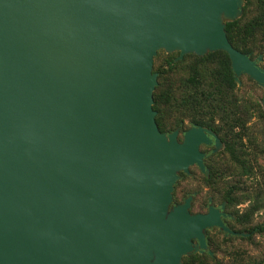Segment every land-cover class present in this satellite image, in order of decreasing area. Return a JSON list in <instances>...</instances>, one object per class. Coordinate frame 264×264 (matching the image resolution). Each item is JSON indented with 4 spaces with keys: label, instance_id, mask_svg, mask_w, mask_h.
Segmentation results:
<instances>
[{
    "label": "water",
    "instance_id": "1",
    "mask_svg": "<svg viewBox=\"0 0 264 264\" xmlns=\"http://www.w3.org/2000/svg\"><path fill=\"white\" fill-rule=\"evenodd\" d=\"M244 4L0 0V264H182L207 229L235 234L191 197L171 208L179 174H209L200 147L221 140L160 130L154 59L224 51L237 83L264 88L261 56L223 22Z\"/></svg>",
    "mask_w": 264,
    "mask_h": 264
},
{
    "label": "rangeland",
    "instance_id": "2",
    "mask_svg": "<svg viewBox=\"0 0 264 264\" xmlns=\"http://www.w3.org/2000/svg\"><path fill=\"white\" fill-rule=\"evenodd\" d=\"M228 21V18H223L224 23H228ZM208 54L210 53L204 55L188 53L182 59H179L180 51L168 52L160 50L154 59V72H157L158 69L163 71L162 75L157 72L158 86L156 90L162 85L164 92H167L166 95L168 96L163 104L168 109L166 119L163 122L165 133L169 134L178 129L180 131V141L183 140L184 133L187 130L192 126H198L193 122V114H195L196 107L194 105H186L184 101L196 92L205 91L207 94L212 76V66L206 59ZM259 56L262 58L259 65L264 68V54L262 53ZM170 59L174 63L172 69L168 65ZM194 64L199 66L200 76L199 84L197 85H193L188 81L192 74L190 67ZM203 97L200 96L199 98ZM233 100L237 101L239 107L233 108L229 105ZM206 102L207 104H204L205 112L213 118L211 122L215 123L216 126L223 124V111H220L222 114L220 112L215 113L212 108L206 107V105L212 103L211 99L206 100ZM218 103L226 106L229 111L237 112L236 117L242 115L246 121L247 131H250L260 144L264 142V120L261 117V112L264 111V88L262 86L250 76L243 74L240 77V83H237L236 89L231 91L227 97L222 96L221 101ZM208 129L211 128L208 127ZM238 131L239 127L235 129V134ZM216 135L218 136L217 133ZM246 139L247 141H243L247 145L244 150L243 160L250 167L249 175L241 177V166L232 161L229 154L225 151V144L221 141L220 146L216 148L217 153L210 157L208 161L210 168L208 176L212 170L222 172L213 185L207 183L205 175H202L196 168L191 169V176L182 173V178L175 185L173 196L176 201H180L188 193H192L198 197L197 203L209 197L218 203H222L225 202V199H223L224 182L229 180L237 183L241 180L243 181V192H237L239 201L236 205H228L229 211L239 219L241 215H244L247 210L255 205L260 206L247 223L243 225L237 224L239 229L252 232L251 238L249 240L226 239L223 234L217 233L218 237H216V234H211L213 255H210V258L205 257L203 264H264V153L262 149L256 151L253 147H248V137ZM201 149L203 151L211 150L210 147L205 145ZM189 256L183 257L182 264H187L186 260Z\"/></svg>",
    "mask_w": 264,
    "mask_h": 264
},
{
    "label": "trees",
    "instance_id": "3",
    "mask_svg": "<svg viewBox=\"0 0 264 264\" xmlns=\"http://www.w3.org/2000/svg\"><path fill=\"white\" fill-rule=\"evenodd\" d=\"M226 32L231 44L239 51L244 54H248L252 59L258 57L260 54H264V0H245L243 15L241 18L235 21L228 22L226 24ZM206 59L211 64V83L205 91L193 93L188 99L184 101L186 105H194L196 107L195 114L193 117L194 124L198 126L209 127L214 130L221 141L225 144V151L229 154L232 161L241 166L240 175L241 177L250 174V167L243 160L245 155L244 150L247 145L243 141H247L248 147H253L256 151L259 149L263 150L264 153V142L260 144L257 142V138L247 131L246 121L243 116H237V112L229 111L226 106L220 105L218 102L221 101L222 96L227 97L231 91H234L237 87V82L231 67V61L228 54L224 51H216L208 54ZM169 68L172 69L174 66L173 60L168 61ZM192 72L189 83L193 85L199 84V66L194 64L190 67ZM160 75L163 71H158ZM163 86L160 85L154 93V109L158 112L157 123L162 132H165L164 119L168 109L163 105L165 98L167 99V92H164ZM214 91V92H213ZM204 96L203 98H199ZM211 99L210 105H206L208 108H212L215 113L223 111L224 123L221 125H215L212 123L213 118L208 116L205 112L204 104H207L206 100ZM216 102V103H215ZM233 108H237L238 103L236 100L230 102ZM217 111H216V110ZM214 115V114H213ZM211 115V116H213ZM261 117L264 120V111L261 112ZM212 119V120H211ZM178 126V125H177ZM239 127V131L235 134V129ZM173 132V131H172ZM222 172L212 170L209 176H204L207 183L213 185L217 178ZM223 179V176H222ZM243 181L239 180L237 183L225 181L223 190V199L228 203L229 206L236 205L238 203L237 192H243ZM260 206H254L247 210L244 215L239 217L243 224L247 223L252 217L253 213L257 211ZM209 254L199 255L192 254L187 258V264H203L205 257H209Z\"/></svg>",
    "mask_w": 264,
    "mask_h": 264
},
{
    "label": "flooded vegetation",
    "instance_id": "4",
    "mask_svg": "<svg viewBox=\"0 0 264 264\" xmlns=\"http://www.w3.org/2000/svg\"><path fill=\"white\" fill-rule=\"evenodd\" d=\"M235 76V75H234ZM240 79V78H239ZM195 126H192L191 128H193ZM197 127V126H196ZM190 128V129H191ZM208 128V127H207ZM178 130V129H176ZM175 131V130H174ZM188 131V130H187ZM213 131V130H212ZM180 132V131H179ZM172 133V132H171ZM184 138V136H183ZM210 138L212 140V143L211 144H202L201 147L203 145L205 146H208L211 148L210 151H203L200 147V150L201 152L204 153V164L206 166V169L207 171H209V166H208V161L210 159V157H212L214 154L217 153L216 151V140L213 136L210 135ZM218 138L220 139V137L218 136ZM221 140V139H220ZM180 141V140H179ZM183 141V140H182ZM192 168H196L198 169V171L202 174V175H205V176H208L207 173H203L199 166L198 165H193L189 168L190 170V173L189 174H186V175H189L191 176L192 175V171L191 169ZM182 173L181 172L179 174L180 176V179L182 178ZM185 174V173H183ZM192 198L191 200V205H190V213L191 214H207L210 209L213 207L215 208L216 210L219 211V213H221V218H222V221L223 223L225 224V226H227L231 231L235 232V234H231V233H227L225 231H223L221 228L219 227H212V228H209L207 229L205 235H206V241H207V249L203 251V253H200V252H197V251H194L192 254H199V255H206V254H209L210 255V251L212 252L211 250V240H212V237H211V234H216V237H218L217 233L219 234H223L224 237L226 239H241V240H249V238H251V235H252V232H246V231H243V229H239L238 225H243V221H240L237 217H235L228 209V203L225 201V202H222V203H218L216 202L213 198H207L206 200H203L201 201L200 203H197V196L195 194H192V193H188L182 200L180 201H176L175 197L173 196V203L171 205V208L172 207H175V206H178V205H181V204H184L186 202V200L188 198ZM226 203V204H225ZM238 224V225H237ZM242 234H246L245 236H243ZM194 243H197V240H194Z\"/></svg>",
    "mask_w": 264,
    "mask_h": 264
}]
</instances>
